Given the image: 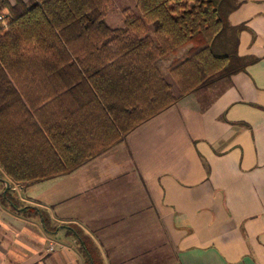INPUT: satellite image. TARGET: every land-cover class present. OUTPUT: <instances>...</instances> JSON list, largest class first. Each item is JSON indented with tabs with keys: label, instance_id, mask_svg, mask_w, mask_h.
Instances as JSON below:
<instances>
[{
	"label": "crops",
	"instance_id": "0c3cea01",
	"mask_svg": "<svg viewBox=\"0 0 264 264\" xmlns=\"http://www.w3.org/2000/svg\"><path fill=\"white\" fill-rule=\"evenodd\" d=\"M238 2L245 71L70 174L0 169V264H264V0Z\"/></svg>",
	"mask_w": 264,
	"mask_h": 264
},
{
	"label": "trees",
	"instance_id": "16d2710c",
	"mask_svg": "<svg viewBox=\"0 0 264 264\" xmlns=\"http://www.w3.org/2000/svg\"><path fill=\"white\" fill-rule=\"evenodd\" d=\"M13 1L0 0V169L16 184L72 173L255 61L229 22L238 0H134L119 28L113 0Z\"/></svg>",
	"mask_w": 264,
	"mask_h": 264
},
{
	"label": "rangeland",
	"instance_id": "374dc122",
	"mask_svg": "<svg viewBox=\"0 0 264 264\" xmlns=\"http://www.w3.org/2000/svg\"><path fill=\"white\" fill-rule=\"evenodd\" d=\"M134 4L135 3H133V1L128 2V0L113 1L112 6L107 14L108 17H106L107 24L111 27H121L122 24H120L119 21L121 18L124 19L123 14L121 15L122 10L126 8H130L133 9L134 11H137ZM125 5L126 7L124 8Z\"/></svg>",
	"mask_w": 264,
	"mask_h": 264
},
{
	"label": "built area",
	"instance_id": "2783aa9c",
	"mask_svg": "<svg viewBox=\"0 0 264 264\" xmlns=\"http://www.w3.org/2000/svg\"><path fill=\"white\" fill-rule=\"evenodd\" d=\"M52 249V248H51Z\"/></svg>",
	"mask_w": 264,
	"mask_h": 264
}]
</instances>
